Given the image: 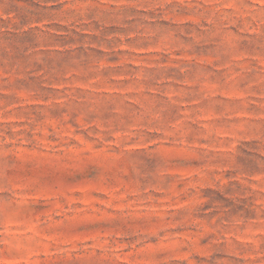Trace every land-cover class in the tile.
<instances>
[{
  "label": "rangeland",
  "instance_id": "obj_1",
  "mask_svg": "<svg viewBox=\"0 0 264 264\" xmlns=\"http://www.w3.org/2000/svg\"><path fill=\"white\" fill-rule=\"evenodd\" d=\"M0 264H264V0H0Z\"/></svg>",
  "mask_w": 264,
  "mask_h": 264
}]
</instances>
